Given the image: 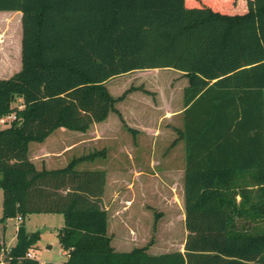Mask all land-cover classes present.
I'll return each instance as SVG.
<instances>
[{
    "label": "trees",
    "instance_id": "trees-1",
    "mask_svg": "<svg viewBox=\"0 0 264 264\" xmlns=\"http://www.w3.org/2000/svg\"><path fill=\"white\" fill-rule=\"evenodd\" d=\"M0 11L20 13V67L0 78V117L14 115L0 127V223L21 218L13 245L0 242L6 264H38L25 256L38 232L23 225L38 213L62 217L63 264H264V0H0ZM149 68L187 80L175 129L186 234L182 251L159 254L151 239L110 246L104 171L75 168L102 150L56 169L27 157L56 128L121 119L114 103L132 88L112 97L104 82Z\"/></svg>",
    "mask_w": 264,
    "mask_h": 264
},
{
    "label": "rangeland",
    "instance_id": "rangeland-1",
    "mask_svg": "<svg viewBox=\"0 0 264 264\" xmlns=\"http://www.w3.org/2000/svg\"><path fill=\"white\" fill-rule=\"evenodd\" d=\"M19 49L20 13L0 11V78H6L19 69ZM185 83L187 84L186 77L172 68L132 70L104 82L112 97L132 88V93L114 104L128 122H131L132 117L135 119L146 114L145 107L152 101L154 109L152 108L150 113L155 115L156 131L151 138L136 132L133 139L131 134L121 127L116 115L111 113L103 124L93 123L104 127L106 131L91 126L82 134L67 129H63L66 132H60L61 128H57L42 142L46 149L43 153L33 150L38 148L39 144L36 142L28 144L27 154L33 152L34 159L67 161L104 148L103 157L83 161L75 168L85 170L100 165L99 169L105 172L103 199L101 198L100 204L106 211V234L110 237V246L114 250L128 251L138 244H145L151 238L153 249L149 250V253L159 252L157 249H181L185 231L178 212L182 202L181 178L177 169L182 159L178 146L174 147L176 143L171 144L177 138L174 128H179L180 125L179 96ZM143 90L148 94L143 93ZM17 101L15 104H18ZM159 102L162 104L159 105ZM164 115H170L171 118H162ZM139 184L144 186L143 192ZM147 207L152 208V212L150 211L147 219L142 213L144 219L140 224L149 226L154 218L155 228L151 232L150 227L147 229L148 235L138 238V235H141L140 231L143 234L145 229L140 228L139 232L136 231L133 228V218L137 220L136 216L140 210ZM28 216L23 225L26 229L38 232V239L32 248L34 258L41 264H61L66 257L62 254L55 229L58 223L61 224L60 214ZM13 223L18 224L15 219L10 218L6 224V233L13 228ZM2 257L0 254L1 259Z\"/></svg>",
    "mask_w": 264,
    "mask_h": 264
},
{
    "label": "crops",
    "instance_id": "crops-1",
    "mask_svg": "<svg viewBox=\"0 0 264 264\" xmlns=\"http://www.w3.org/2000/svg\"><path fill=\"white\" fill-rule=\"evenodd\" d=\"M185 85H186V83H185ZM185 85H183L182 86V88L185 86ZM182 88H181V91H182ZM135 91H137V90H135ZM133 92V90L132 91H130V92H128V93H126L125 94V96L121 99V100H119V101H122L123 99H125V97L127 96V95H129V93H132ZM144 93V92H143ZM145 94H147V93H145ZM120 95V94H119ZM263 95H264V91H263ZM118 96V95H117ZM116 97V96H115ZM180 98H179V101L181 102V105H180V108H179V110H178V114H179V118H180V125H179V128H177V127H175L174 128V132L176 133V131H175V129H180L181 128V110H182V100H181V93H180V96H179ZM119 101H116L114 104H116L117 102H119ZM162 103H160L159 102V105H161ZM163 106V105H162ZM114 108L119 112V114H120V117H121V119L118 117V115L116 114V113H114V112H109L108 113V115L106 116V118L109 116V114H115L116 115V117H117V119H118V121H119V123H120V125H121V127L122 128H124L127 132H129L130 134H131V137L134 139L135 138V133L136 132H138L140 135H146L147 137H150L151 138V136H153L154 135V132L156 131V128H155V115H154V113H150L151 112V110H152V108L154 109V105H153V103H152V101H149V105H147L146 107H145V112H146V114L144 113V115H142L141 117H138V118H135V119H133V117L131 118V122H128L127 121V118H125V116L124 115H122L121 114V112L115 107V105H114ZM263 114H264V110H263ZM165 116V117H164ZM162 118H165V119H170L171 117H170V115L168 116H166V115H164ZM106 118L104 119V120H106ZM104 120H102V121H100V123H102L103 124V121ZM96 123V122H95ZM128 127V128H130V130H128L126 127ZM91 126H97V128H99V130H102V131H106L105 130V128L104 127H102V126H100V125H96V124H94L93 125V123L92 124H90V126L89 127H91ZM88 127V128H89ZM61 128V131L60 132H66L65 130H63V129H65V128H62V127H60ZM88 128L85 130V131H87L88 130ZM57 129V128H56ZM55 130V129H54ZM85 131H83V132H81L82 134L85 132ZM78 132V131H77ZM142 133V134H141ZM138 134V135H139ZM177 134V133H176ZM47 137V136H46ZM45 137V138H46ZM177 137V136H176ZM44 138V139H45ZM44 139L41 141V142H36L37 144H39L38 145V148H34L33 150H35V152H38V153H43V152H46V149H45V147L42 145V144H44V143H42L43 141H44ZM134 142H135V140H133ZM176 143V145H174ZM29 144V143H28ZM171 145H174V147H176V146H178V149L180 150V152H181V164H180V166H179V168L177 169V173H178V176L181 178V202H182V206L180 207V209H179V217H180V220H181V222H182V225H183V220H184V208H183V172H184V147H183V142H182V140L181 139H178V138H176V140L171 144ZM42 146V147H41ZM103 151V155H104V148H102V149H100L99 151ZM27 151H28V146H27ZM92 152V151H91ZM28 153V152H27ZM32 155V157H30ZM103 155H102V157H103ZM35 156V154L33 153V152H31V154H27V157H28V159H29V161L33 164V166H34V168L35 169H37V170H40V169H56V168H61V167H63L68 161L67 160H65V159H34L33 157ZM78 157V156H77ZM93 161V160H92ZM83 162V161H82ZM51 163H60L59 165H57V166H51L50 164ZM79 163H81V162H79ZM78 163V164H79ZM77 164V165H78ZM76 167V166H75ZM100 168V165H96V168H93V167H90V168H85V169H89V170H92V169H99ZM84 169V168H83ZM103 170V169H102ZM140 173H138V175H139ZM104 185H105V172H104V184H103V188H104ZM139 187H140V189H141V191L143 192V187L144 186H142V184H139ZM147 189V188H146ZM104 192V191H103ZM103 192H102V195H101V198L103 199ZM236 200H238V196H236ZM105 209V208H104ZM150 209V210H149ZM150 211L152 212V208H150V207H147L145 210H143V209H141L140 210V212L138 213V215L136 216V217H138V219L136 220L135 218H133L134 220H133V222H134V224H133V228L136 230V231H140V228L142 229V228H144L146 231H147V229H150V227H151V232H153V230H154V226H155V222H154V218H153V222H152V224L150 225L149 224V226H148V224H146V226H143V224H140L141 222H143L142 221V219H144V216L146 217V219L147 218H149V216H150ZM145 214L144 216H141V214ZM38 214H46V215H53V214H57V213H38ZM152 214V213H151ZM0 215H1V190H0ZM31 215V214H30ZM61 216V215H60ZM28 215L25 217L26 218V221H27V219H28ZM154 217V216H153ZM25 218H24V220H23V224H25ZM13 219H15L16 220V218H13ZM10 220V218H8V219H5L2 223H0V242L3 244V246H4V249H7V248H9L11 245H13V243H14V241H15V230H16V226H17V223H13V228L12 229H10V231H9V233H6V231H7V229H6V224H7V222ZM17 221V220H16ZM17 222H19V221H17ZM62 225V217H61V224L60 223H58L57 224V226H55V229H58L60 226ZM106 226H107V218H106ZM183 228H184V225H183ZM24 229H25V231L26 232H31L32 230H29V229H26V227H25V225H24ZM144 230V232H143V234H142V232L140 231V236L138 235V238H140V237H143V236H145V234L146 235H148V233H149V231H145ZM184 231H185V229H184ZM137 232V233H138ZM185 234H186V231H185V233H184V236H185ZM184 236H183V240H184ZM150 240V239H149ZM148 240V241H149ZM151 240H152V242H151V244H149L148 246H147V248H146V252L147 253H149V250H151V249H153L151 246L153 245V239L151 238ZM183 240H182V242H181V249H173V250H156V251H159V252H156V253H149V254H159V253H166V252H171V251H176V250H178V251H182L183 249H182V243H183ZM147 241V242H148ZM146 242V243H147ZM145 243V244H146ZM145 244H142V245H137V246H134V247H141V246H143V245H145ZM134 247H132V248H134ZM46 248H48V246H46ZM161 251H163V252H161ZM30 253H31V255H32V257H34V252L32 251V249H30ZM62 254L66 257V254H65V252L62 250ZM1 255L3 256V254L1 253ZM3 259V258H2ZM1 258H0V264H6V262L5 261H3ZM63 262L64 261H62L61 262V264H63ZM38 264H41L40 262H38Z\"/></svg>",
    "mask_w": 264,
    "mask_h": 264
},
{
    "label": "built area",
    "instance_id": "built-area-1",
    "mask_svg": "<svg viewBox=\"0 0 264 264\" xmlns=\"http://www.w3.org/2000/svg\"><path fill=\"white\" fill-rule=\"evenodd\" d=\"M13 118H14V115H13V114H8V115H5V116H1V117H0V127H4V126L8 125L9 122H10L11 120H13ZM20 219H21V218H20L19 216H16V220H17V221H20ZM25 256H26V257H29V258L32 257V255H31V253H30V249L27 250V252L25 253Z\"/></svg>",
    "mask_w": 264,
    "mask_h": 264
}]
</instances>
